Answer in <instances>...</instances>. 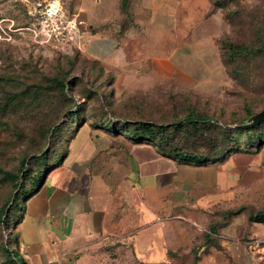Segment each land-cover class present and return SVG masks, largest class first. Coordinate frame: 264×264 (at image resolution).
<instances>
[{
    "label": "rangeland",
    "instance_id": "1",
    "mask_svg": "<svg viewBox=\"0 0 264 264\" xmlns=\"http://www.w3.org/2000/svg\"><path fill=\"white\" fill-rule=\"evenodd\" d=\"M61 1L64 11L74 15L67 0ZM180 3V33L187 31V37L183 35L180 41L190 48L191 60H185L180 72H174L168 80L128 89V84L120 81L125 72L111 66L101 69L85 59L79 39L71 46L47 44L32 32L33 22L19 0H0V264H14V251L22 256L23 264H264V223L249 219L264 212V141H259V147H250L248 142L250 136H264V126L242 133L224 130L245 123L248 113L254 115L264 109V0ZM174 34L140 50L141 55L166 57L174 49ZM205 39L208 46L200 50L198 45ZM232 45L240 50L238 55H232ZM55 78L63 79L74 96L69 90H51ZM76 104L83 110L80 118L73 120L70 109L75 110ZM189 113L210 122L199 134L185 126L176 135V146L185 152H220L225 162H216L222 178L203 198L192 201L185 192L181 204L169 199L162 212L142 210L135 226L144 236L161 242L163 256L157 251L155 258H145L148 253L140 252L141 256L133 242L90 236L88 226L80 228L83 233L76 240H61L53 228L62 234L71 229V218L82 202L83 180L79 188H68V196L54 198V211L62 213L58 217L37 216L45 211L43 198L48 196V189L23 203L24 220L20 225L23 215L10 213L18 192L17 181L6 180L4 172L18 177L22 170L37 173L42 167L33 166L31 161L43 152L47 153L49 170L62 161L71 137L82 124L75 134L77 139L91 138L108 147L112 138L91 124L112 118L116 122L168 125L184 120ZM72 122L78 126L72 127ZM64 124L52 138L53 127ZM132 154L140 164L142 177L150 169L168 171L139 146L133 147ZM63 170L59 167L49 179L47 185L52 191L57 188L55 174ZM180 175L184 176L182 171ZM185 176L187 180L189 174ZM18 182L22 183L21 179ZM145 183L143 179L141 185ZM7 204L6 215L11 218L5 224L1 222L5 219L1 210ZM164 216L168 220L156 227ZM49 223L54 238L50 232L45 234ZM20 238L26 242H20ZM38 241L45 255L30 254Z\"/></svg>",
    "mask_w": 264,
    "mask_h": 264
},
{
    "label": "crops",
    "instance_id": "2",
    "mask_svg": "<svg viewBox=\"0 0 264 264\" xmlns=\"http://www.w3.org/2000/svg\"><path fill=\"white\" fill-rule=\"evenodd\" d=\"M67 4L81 24L78 47L87 57L124 71L120 81L128 84V89L147 88L158 81L168 80L174 72H180L185 60H191L192 56H188L190 48L181 39L183 35L187 37V31L180 33L178 25L180 5L183 4L180 0H131L127 10L122 9V0H67ZM171 32L175 33L172 44L176 45L166 57L141 55L140 50L148 48V45L160 44ZM207 46V39L198 45L200 50ZM155 66L157 69H154ZM111 138L113 142L108 147H102L91 138L80 140L75 137L71 141L68 154L60 166L64 170L62 174H55L57 188L52 191V186L47 184L59 168L31 198L44 189L49 190L48 196L43 198L45 211L37 216L45 219L61 215L59 211H54V198L60 194L68 196V188H79L83 180L81 206L76 208L75 219L74 216L71 218L72 227L68 233L60 232L63 236L61 240H76L82 232L80 228L88 226L90 236H101L105 240L121 238L122 243L133 242L141 256L143 252L148 253L143 256L148 259L155 258L157 251L163 256L159 247L161 242L144 236L135 226L142 210L162 212L169 199L174 204H181L185 200V192L189 194L187 197H192V201L203 198L216 187L222 174L214 162L202 165L182 163L162 155L151 143L136 144L122 138L119 141L124 142L116 143L118 139ZM134 146L147 151L152 161L165 165L168 171L162 173L150 169L142 177L140 164L132 154ZM181 171L184 176L180 175ZM185 173L189 174L187 180ZM112 177L115 178L112 180ZM143 179L146 180L145 185H141ZM195 186L202 189L197 190ZM167 220L168 217L164 216L155 226L161 227ZM50 225L46 226L45 234H49ZM49 235L53 237L51 232ZM34 245L30 254L45 255L41 242Z\"/></svg>",
    "mask_w": 264,
    "mask_h": 264
},
{
    "label": "trees",
    "instance_id": "3",
    "mask_svg": "<svg viewBox=\"0 0 264 264\" xmlns=\"http://www.w3.org/2000/svg\"><path fill=\"white\" fill-rule=\"evenodd\" d=\"M130 1L131 0H122V9L127 10L130 7ZM231 51H232V55H238L240 53V50L235 45H232ZM84 57L88 61L99 66L101 69L107 67L105 64H103L102 62L98 60L91 59L87 56H84ZM53 85L54 86L50 88L51 90L59 89L62 92H66V90H69L70 96L71 97L74 96L73 92L71 91V89L68 87L67 83L63 79H56V78L53 79ZM75 107H76L75 110L70 109V116L73 120L79 119L80 112H82L83 110V107L80 106V104H76ZM262 111L254 115L248 113L249 119L245 123L235 125V127L233 128L226 127L224 128L225 132H228L229 134H231L232 132L242 133L244 131H250V130L252 131L254 129L261 128L262 126H264V120H262L260 123L254 126L244 127V125L252 123L254 121L253 118L259 115ZM209 122L210 121L204 117H197L194 114L189 113L184 118V120H181L179 122H172L168 125L158 124L153 121H140L136 123V122L122 120V121L116 122L115 119L110 118L105 123H101L99 125L91 124V126L97 130H102L108 136H111L117 139H120V138L126 139L136 144L151 143L157 148V150L162 155L175 159L182 163H195V164H201V165L207 164L209 162L223 163L225 162V159L222 158V153L220 152L218 153L195 152V151L185 152L184 149H180V147H177L176 144L174 143V140L177 137L176 135L180 133V130L184 129L185 126L191 128L194 134H199L203 127L208 126L207 124ZM65 125L66 124H64L61 127L54 126L51 132L52 138L53 137L55 138L58 135V133L62 131ZM71 125L72 127L78 126V124H74V122H72ZM82 125L79 126L78 128L82 127ZM77 129L75 131V134L77 133ZM75 134L71 137V141L76 137ZM259 141H264V136H256V137L250 136V138L248 139V142H250L249 144L250 147H259L258 146ZM67 154H68V150L63 156L62 161L57 164L53 160L52 162H54L56 165L52 166L49 170L47 166L50 165V163H47L48 162L47 153L43 152L41 155L35 156L31 161L33 166L38 165L40 166V168L42 167V169L37 171V173L30 172V170H28L27 172H24V170H22V176L18 177L16 174L4 172V178H6V180L8 179V180L17 181L15 186L18 192L15 198L13 199L12 211L10 213H14L16 217L18 215H23L22 214L23 203L28 202L34 195H36L40 191V189L45 184L50 173H52L55 169L59 168L62 165ZM26 164H27V161L25 160L23 162V168H26ZM46 170L48 171L46 172ZM18 178L19 180L21 179L22 183L18 182ZM7 206L8 204L5 207H3V209L1 210V215L3 218H5V219H2L1 222L5 224H7L11 218L10 214L6 215ZM249 219L252 222L264 223V212H258L254 215H250ZM22 220H23V216H20L18 224H20ZM208 237L209 236H207V239ZM19 241L21 242V238ZM207 242L208 241H206V244ZM21 257L22 256L17 251H14L13 259H12L14 264H23L24 260L22 263Z\"/></svg>",
    "mask_w": 264,
    "mask_h": 264
},
{
    "label": "built area",
    "instance_id": "4",
    "mask_svg": "<svg viewBox=\"0 0 264 264\" xmlns=\"http://www.w3.org/2000/svg\"><path fill=\"white\" fill-rule=\"evenodd\" d=\"M32 20V32L52 45H74L80 37L77 16L64 11L61 0H19Z\"/></svg>",
    "mask_w": 264,
    "mask_h": 264
},
{
    "label": "water",
    "instance_id": "5",
    "mask_svg": "<svg viewBox=\"0 0 264 264\" xmlns=\"http://www.w3.org/2000/svg\"><path fill=\"white\" fill-rule=\"evenodd\" d=\"M253 120H254V121H253L252 123L247 124V125H244V127L254 126V125L260 123L262 120H264V110H263L259 115L255 116V117L253 118ZM54 231H55V232H56L61 238H63V236L60 234V232H59L58 230H56V229L54 228Z\"/></svg>",
    "mask_w": 264,
    "mask_h": 264
}]
</instances>
